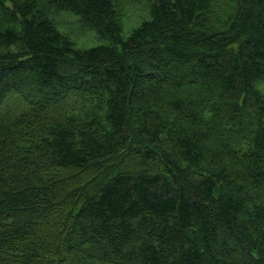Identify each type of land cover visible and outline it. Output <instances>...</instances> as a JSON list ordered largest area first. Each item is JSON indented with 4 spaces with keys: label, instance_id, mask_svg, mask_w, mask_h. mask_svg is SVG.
<instances>
[{
    "label": "trees",
    "instance_id": "obj_1",
    "mask_svg": "<svg viewBox=\"0 0 264 264\" xmlns=\"http://www.w3.org/2000/svg\"><path fill=\"white\" fill-rule=\"evenodd\" d=\"M0 264H264V0H0Z\"/></svg>",
    "mask_w": 264,
    "mask_h": 264
},
{
    "label": "rangeland",
    "instance_id": "obj_2",
    "mask_svg": "<svg viewBox=\"0 0 264 264\" xmlns=\"http://www.w3.org/2000/svg\"><path fill=\"white\" fill-rule=\"evenodd\" d=\"M118 8L122 18L123 36L138 27L142 22L148 19V2L149 0H113ZM56 28L65 36H67L76 48L87 49L106 43L95 32L84 29L78 22L77 18L68 13L56 14L53 17ZM122 158H114L102 164L95 176L98 179L106 181L113 176L118 167H121ZM72 188L83 186L84 181L78 180L71 182Z\"/></svg>",
    "mask_w": 264,
    "mask_h": 264
}]
</instances>
